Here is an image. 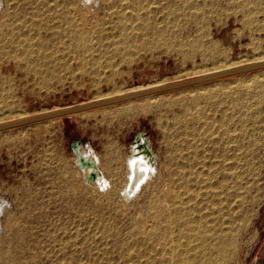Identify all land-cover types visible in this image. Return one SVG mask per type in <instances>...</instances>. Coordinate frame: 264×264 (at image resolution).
<instances>
[{
  "label": "rangeland",
  "instance_id": "obj_1",
  "mask_svg": "<svg viewBox=\"0 0 264 264\" xmlns=\"http://www.w3.org/2000/svg\"><path fill=\"white\" fill-rule=\"evenodd\" d=\"M96 1L87 15L91 20L96 13L102 15L107 4ZM4 2L0 0V13ZM141 2L151 3L153 18L167 25L169 36L158 45L118 55L70 52L65 56L69 67L48 72L44 80L36 71L18 67L8 51L0 52V122L264 57V0ZM95 55L99 64H92ZM138 134L152 146L158 171L127 201L121 194L127 181L125 163ZM77 141L95 149L103 162H116L117 174L106 175L115 194L112 200H107L108 192L84 184L83 175L76 172ZM183 163L202 171L199 178L190 177L202 195L207 175L212 182L226 179L224 189L218 188L220 208L234 212L238 229L229 264H249L257 244L264 242V68L1 131L0 202H9L18 225L14 231L4 223L0 244L12 252L16 264H58L30 256L17 232H25L27 239L33 231L42 239L53 232L66 242L77 231L98 234L100 221L125 227L134 216L150 217L166 208L168 171ZM99 210L102 218L93 214Z\"/></svg>",
  "mask_w": 264,
  "mask_h": 264
},
{
  "label": "bare ground",
  "instance_id": "obj_2",
  "mask_svg": "<svg viewBox=\"0 0 264 264\" xmlns=\"http://www.w3.org/2000/svg\"><path fill=\"white\" fill-rule=\"evenodd\" d=\"M4 1L0 13V52L8 51L6 54L15 59L18 67L36 71L35 75L41 80L48 72L69 67L65 56L70 52L118 55L120 52L154 46L167 35V25H161L153 18L151 3L143 4L141 0L121 3L104 0L107 4L103 14L96 13L92 20L87 15L96 0ZM99 10L97 6L98 13ZM164 16L167 18L168 13ZM258 60H264V57ZM94 63H100L98 55L94 56ZM151 87L130 89L126 93ZM239 127L241 129L242 126ZM73 149L76 172L83 175V183L95 185L103 193L108 192L106 198L112 200L115 194L106 175L117 174L114 167L116 162H103L95 149L83 147L80 141L73 145ZM126 158L127 181L121 194L128 201L158 170L154 150L141 134L136 136ZM188 168L183 163L168 171L165 180L166 208L156 210L150 217L134 216L129 222L126 221L128 224L125 227H120L115 221H100V224H96L98 234L88 236L77 231L66 242H62L53 232L44 234L47 239H42L31 228L29 230L33 232L28 239L22 230L17 234L26 242L30 256H40L48 262L57 260L58 264L65 261L68 264H109L112 260L124 264H229L234 255L238 229L234 225V212H223L220 208L222 198L218 188L225 187L227 181L212 182V175H207L202 179L208 183L202 195L190 183V177L199 178L202 171ZM93 214L98 218L103 217L102 210ZM4 223L14 231L17 229V215L7 200L0 202V234L5 229ZM0 264H16L12 252H5L2 244Z\"/></svg>",
  "mask_w": 264,
  "mask_h": 264
},
{
  "label": "water",
  "instance_id": "obj_3",
  "mask_svg": "<svg viewBox=\"0 0 264 264\" xmlns=\"http://www.w3.org/2000/svg\"><path fill=\"white\" fill-rule=\"evenodd\" d=\"M263 68H264V60H258V61L248 62L245 64H241L238 66H234L231 68L219 70V71L208 73V74H202V75L190 77V78L183 79V80L160 84L157 86H153L151 88H146V89H142V90H138L134 92L123 93V94H118V95H113V96H107V97L100 98L97 100L84 102V103H80L76 105L65 106L62 108L51 109L45 112H40L37 114L20 117L15 120L0 122V132L13 129V128H17V127L27 126V125L42 122V121H46L49 119H54L57 117L67 116V115H71L74 113L84 112V111L99 108V107H104V106H109V105H113V104H117L121 102L130 101V100L141 98V97L148 96V95H154L157 93H162V92L171 91L175 89L194 86V85L214 81L217 79H221L224 77H229L232 75L246 73V72L259 70Z\"/></svg>",
  "mask_w": 264,
  "mask_h": 264
},
{
  "label": "crops",
  "instance_id": "obj_4",
  "mask_svg": "<svg viewBox=\"0 0 264 264\" xmlns=\"http://www.w3.org/2000/svg\"><path fill=\"white\" fill-rule=\"evenodd\" d=\"M249 264H264V242L257 244V249Z\"/></svg>",
  "mask_w": 264,
  "mask_h": 264
}]
</instances>
